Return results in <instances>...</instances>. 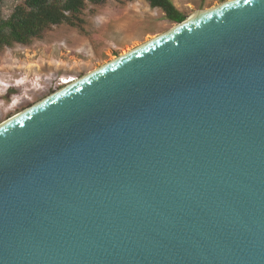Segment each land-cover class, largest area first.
Wrapping results in <instances>:
<instances>
[{"label":"water","instance_id":"1","mask_svg":"<svg viewBox=\"0 0 264 264\" xmlns=\"http://www.w3.org/2000/svg\"><path fill=\"white\" fill-rule=\"evenodd\" d=\"M229 2L0 123V264H264V0Z\"/></svg>","mask_w":264,"mask_h":264},{"label":"rangeland","instance_id":"2","mask_svg":"<svg viewBox=\"0 0 264 264\" xmlns=\"http://www.w3.org/2000/svg\"><path fill=\"white\" fill-rule=\"evenodd\" d=\"M22 1L4 0L1 16ZM171 1L187 18L227 0ZM176 24L145 0H85L75 19L50 26L27 45L0 49V123L60 89L59 80L80 79Z\"/></svg>","mask_w":264,"mask_h":264},{"label":"trees","instance_id":"3","mask_svg":"<svg viewBox=\"0 0 264 264\" xmlns=\"http://www.w3.org/2000/svg\"><path fill=\"white\" fill-rule=\"evenodd\" d=\"M3 1L0 0V49L14 44L27 45L50 26L75 19L85 3V0H23L14 6L7 18H3ZM88 1L97 3L102 0ZM145 1L151 8L161 9L169 22L179 23L186 18L171 0Z\"/></svg>","mask_w":264,"mask_h":264},{"label":"bare ground","instance_id":"4","mask_svg":"<svg viewBox=\"0 0 264 264\" xmlns=\"http://www.w3.org/2000/svg\"><path fill=\"white\" fill-rule=\"evenodd\" d=\"M229 1H231V0H227V1H225V2H223V3H221V4H218V5H216V6H213V7H211V8H209V9H204V10H201L200 12L199 11H195V12H193V13H191L186 19H187V21L183 24V25H186V24H188V23H191V22H193V21H195V20H197V19H199V18H201V17H203V16H205V15H207V14H209V13H211V12H213V11H215V10H217V9H219V8H221V7H223V6H225V5H227V4H229L230 2ZM175 26V25H174ZM173 26V27H174ZM171 28L170 30H172V29H178L179 27H181V26H179V27H176V28ZM170 30H168V31H166L165 33H167V32H169ZM165 33H163V34H161V35H159V36H155V37H153L151 40H149L148 42L150 43V42H154V41H156L157 39H160ZM142 45V44H141ZM127 54V52L126 53H124V54H121L120 56H118V57H121V56H124V55H126ZM115 59H117V58H115ZM115 59H113L112 61H114ZM111 61V62H112ZM102 66H104V65H102ZM101 66V67H102ZM95 71H97V70H95ZM94 71V72H95ZM93 72H90V74H92ZM83 78V77H82ZM82 78H80V79H73V78H69V79H61V80H59V82H61L62 81V83H65V84H63V85H66V84H70V85H72V84H74V83H76L77 81H79V80H81ZM40 102V101H39ZM38 102V103H39ZM37 104V103H36ZM36 104H34V105H32V106H35ZM31 106V107H32ZM30 108V107H29ZM29 108H27V109H29Z\"/></svg>","mask_w":264,"mask_h":264},{"label":"clouds","instance_id":"5","mask_svg":"<svg viewBox=\"0 0 264 264\" xmlns=\"http://www.w3.org/2000/svg\"><path fill=\"white\" fill-rule=\"evenodd\" d=\"M13 86H14V84H13ZM9 87H10V85H8V86L6 87L5 91H7V90H9V89L11 88V87H10V88H9Z\"/></svg>","mask_w":264,"mask_h":264}]
</instances>
